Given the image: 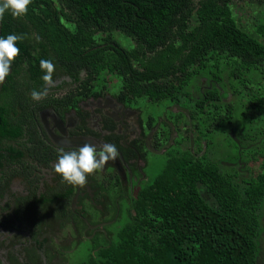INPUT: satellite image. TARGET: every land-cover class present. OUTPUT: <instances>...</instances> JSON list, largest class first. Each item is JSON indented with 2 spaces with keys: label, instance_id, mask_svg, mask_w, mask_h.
<instances>
[{
  "label": "trees",
  "instance_id": "16d2710c",
  "mask_svg": "<svg viewBox=\"0 0 264 264\" xmlns=\"http://www.w3.org/2000/svg\"><path fill=\"white\" fill-rule=\"evenodd\" d=\"M244 9L235 0H33L23 19L0 21L1 37L24 36L17 47L27 69L12 66L27 73L26 88L44 74L41 59L54 63V76L80 82L85 72L91 96L117 76L122 99L186 109L198 137L196 153L172 147L153 166L125 222L76 264H264V23L251 37L239 25ZM204 76L211 88L202 84L196 99L188 87ZM216 132L232 158L215 160ZM238 160L246 177L233 168Z\"/></svg>",
  "mask_w": 264,
  "mask_h": 264
},
{
  "label": "flooded vegetation",
  "instance_id": "af4514ba",
  "mask_svg": "<svg viewBox=\"0 0 264 264\" xmlns=\"http://www.w3.org/2000/svg\"><path fill=\"white\" fill-rule=\"evenodd\" d=\"M16 61L27 69L26 61ZM13 67L18 70L12 66L0 85V264H58L73 246L98 235L102 242L122 205H130L149 181L153 159L164 158L172 147L199 151L186 109L168 105L156 120V110L144 118L138 102L147 100L122 99L117 76L95 85L91 96L85 72L80 82L59 72L47 98L36 102L30 93L42 88L43 74L26 88L27 73L13 74ZM85 143L98 150L114 144L119 155L85 186L73 187L53 170L57 150H78ZM237 162L233 168L246 177L247 165Z\"/></svg>",
  "mask_w": 264,
  "mask_h": 264
},
{
  "label": "clouds",
  "instance_id": "9594fccd",
  "mask_svg": "<svg viewBox=\"0 0 264 264\" xmlns=\"http://www.w3.org/2000/svg\"><path fill=\"white\" fill-rule=\"evenodd\" d=\"M33 0H0V21L6 13L14 19H23L29 11ZM24 39L23 35L9 34L0 37V85L4 84L9 76L12 64L20 55L17 42ZM40 68L44 73L41 77L44 84L40 90L33 89L31 99L40 102L47 98L51 88L55 87V65L51 60L41 59ZM58 159L54 165V172L62 181L73 187H83L89 176L102 171L111 160L115 161L119 155L117 147L111 143L99 146L85 143L78 150L65 151L64 147L58 148Z\"/></svg>",
  "mask_w": 264,
  "mask_h": 264
},
{
  "label": "rangeland",
  "instance_id": "374dc122",
  "mask_svg": "<svg viewBox=\"0 0 264 264\" xmlns=\"http://www.w3.org/2000/svg\"><path fill=\"white\" fill-rule=\"evenodd\" d=\"M235 4L237 5L238 8L245 7V9L241 13H238L239 25L243 26L244 31L247 32V30H248L249 35L251 37H256V35L254 34V29L256 28L257 25L264 23V0H244L242 2L235 0ZM238 11H239V9H238ZM117 39L120 41V43H122L123 47H125V48L131 47V45H130L131 41L129 39H126L125 37L122 38V36H120V35L117 36ZM225 75H226V73H224V76ZM207 78H208L207 76H204V78L197 77L196 79H194L192 81L191 85L188 87V92H190L193 97H196V99L199 98L198 89L202 86V84H204L203 86L205 88L208 87V85H207L208 79ZM249 78H251V77L249 76ZM118 85H120V80L118 81ZM232 86L235 88L238 87L237 83H235V82L232 84ZM226 92L228 95L227 99L229 101H233L234 98L232 97V88L227 86ZM242 94H244V90H242ZM138 105L141 108H143V110L145 111L144 118H146L147 115L150 116L153 113V111L156 110V115H152L155 120L157 118V113L159 111L161 112V110L163 111L168 106L167 104L155 105L153 103H150L148 101H143V100H140V102H138ZM148 112H152V113L148 114ZM189 123H191V121L188 120L187 124L189 125ZM192 128H193V132H195L193 124H192ZM228 128H230V127L227 126V129ZM220 134H221V132H218V133L216 132V135H215L216 136L215 143L219 146V148H217L218 150L216 152L218 154H216V153L214 154L216 161L226 160L228 158H232L236 152L235 148L230 143L229 139L225 136H222V135L220 136ZM227 134H229V136L232 138V140L237 144L238 140H237V138L234 137L236 135L235 132L234 131H231V132L227 131ZM213 139H214V137H213ZM257 160L261 161V160H263V158L261 156H258ZM160 163H161V158L153 159V166L154 165L157 166ZM253 163L249 164V167H250V169L252 168V169L256 170L258 165L254 166ZM130 206L131 205H122L123 209H121L120 218L116 224H113L111 226L112 228L116 227V226L118 227L120 224H123V222H125L126 212L130 209ZM89 243L90 242H83L82 244H79L78 247L73 246V248H71L69 251V256L67 255L68 257L61 258L58 264H76V263L81 262V260L83 261L84 259H86V257H87L86 252H88V250L90 249Z\"/></svg>",
  "mask_w": 264,
  "mask_h": 264
},
{
  "label": "water",
  "instance_id": "95a60500",
  "mask_svg": "<svg viewBox=\"0 0 264 264\" xmlns=\"http://www.w3.org/2000/svg\"><path fill=\"white\" fill-rule=\"evenodd\" d=\"M1 33H2V23H0V37H1ZM10 74H11V71H10ZM9 74V75H10ZM180 109V108H179ZM181 110V109H180ZM181 111H183V110H181ZM184 112H186V111H184Z\"/></svg>",
  "mask_w": 264,
  "mask_h": 264
}]
</instances>
